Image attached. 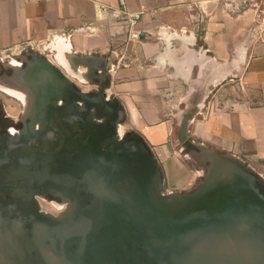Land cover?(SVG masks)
<instances>
[{
	"label": "water",
	"instance_id": "obj_1",
	"mask_svg": "<svg viewBox=\"0 0 264 264\" xmlns=\"http://www.w3.org/2000/svg\"><path fill=\"white\" fill-rule=\"evenodd\" d=\"M184 48L180 72L190 90L176 115L178 137L201 179L193 191L171 192L146 139L123 134L121 103L105 90L78 89L35 53L32 71L12 85L33 122L0 137V264H264V176L188 139L210 93L201 86L219 73L210 56L194 61L199 47ZM79 67L63 68L80 80L99 70ZM47 197L64 211L43 212Z\"/></svg>",
	"mask_w": 264,
	"mask_h": 264
},
{
	"label": "crops",
	"instance_id": "obj_2",
	"mask_svg": "<svg viewBox=\"0 0 264 264\" xmlns=\"http://www.w3.org/2000/svg\"><path fill=\"white\" fill-rule=\"evenodd\" d=\"M255 20L252 9H233L227 0H0V61L22 45L49 48L57 39L66 67L72 63L70 46L80 55L112 56L106 93L126 113L123 130L137 132L154 149L166 192L192 191L200 173L180 157L173 140L177 114L169 113L181 109L185 97L174 104L168 100L190 90L180 72L184 47H199L190 54L194 61L200 56L207 61L204 55L212 53L223 75L234 53L244 90L228 98L225 89H217L191 123L188 139L237 155L264 176V37L254 36ZM128 29L139 36L144 56L157 62L121 67L114 55L121 62L127 54L115 48L106 53ZM168 61L174 69L167 68ZM201 87L211 92L209 84Z\"/></svg>",
	"mask_w": 264,
	"mask_h": 264
},
{
	"label": "rangeland",
	"instance_id": "obj_3",
	"mask_svg": "<svg viewBox=\"0 0 264 264\" xmlns=\"http://www.w3.org/2000/svg\"><path fill=\"white\" fill-rule=\"evenodd\" d=\"M230 4H231V8L234 9L235 8H239V9H245V8H249L252 9L255 12V24L254 26L257 27L258 31L255 34L259 33V36L262 38L264 37V0H227ZM124 37V38H123ZM126 38V39H125ZM60 39H57L56 41L52 42L48 48L50 49H45L46 47H39L38 45H33V46H29L27 44L22 45L21 47L14 49L13 51L9 52L10 57H7L4 59V61L6 62L9 58H16L17 55H22L24 52V49H28V50H32L36 53H40L42 54L44 57H46L47 59H49L50 61H52L56 67L58 69H60L62 72L68 74L69 77L72 78L74 84L76 85V87L82 91H85L87 93H94L97 91H101L104 90L105 85L99 83V82H87L85 80H80L78 78H74L72 76L69 75V73L66 72V70L63 68V65L60 63L59 61V51H58V47L60 46ZM63 43V42H62ZM113 48H115L114 50L116 52H119V54H127V56L124 58L123 61H119L118 57L114 55V59L117 61V65L124 67L125 64H129V65H142L144 63H147L148 65H153L154 62L156 61V57L155 56H147L145 57L143 52H142V46L139 40V36L138 37H134L133 35H131L130 29H128V31H126L123 35H122V40H120V42L114 46H110V48L106 51L107 54H113ZM53 51V52H52ZM131 54V55H129ZM57 55V58H56ZM212 53H208V55L206 56H210L212 57ZM214 57V56H213ZM212 57V58H213ZM236 55L234 53H232L231 59L232 60H228L226 62V75H223L224 71L222 69V65L220 67L219 62L216 61L217 64V73L221 74L222 76H219L217 78H214V82H212V88H211V92L206 96L205 100L206 102L209 101V99H211L213 97V94L217 91V89L222 88L226 90V94L228 98H235L237 97V95L240 96L241 93H244L242 87H241V79H240V74L239 71L236 74V71L234 69V60H235ZM13 59L12 62H14ZM21 65L20 63H16V66ZM221 68V71L219 70ZM83 71H85V69L83 68ZM4 73V67H3V62L0 61V74ZM185 85H187L184 82ZM184 85V87H186ZM104 86V87H103ZM17 89L13 90V89ZM8 87L5 89V91L7 92H3L0 90V101H2L5 106L8 109L9 114L11 115H15L17 108L20 111V108L24 110L25 112V108H26V102H25V95L22 91H20L19 88L15 87ZM106 92V90H105ZM183 94V97H186V91L185 93H180L179 95H168V100L171 103H175L176 101H178L179 97ZM21 103H23L24 107H21ZM178 105V104H177ZM178 106H181V110L186 108L185 103L179 104ZM180 109V108H179ZM180 111L178 110V108H172L170 109L169 113H172L174 116L176 114H178ZM175 133H174V144L177 145L178 149H181L183 145L179 144V137H178V133H179V129L180 126L178 125V121L176 122V128H175ZM122 132L124 135H128L127 132H125V130H123L122 128ZM186 152H182V154L180 155V157L183 158V160H185L187 163H189L193 168H198V170H200V167L193 165L191 163V161L185 157ZM201 179V177H200ZM199 179V180H200ZM199 184V181L196 185V187L194 189L197 188ZM193 189V190H194ZM192 190V191H193ZM166 191V190H165ZM40 204H41V210L43 212L46 213H50L52 215H59L60 213H62L64 211V205L60 202V200L58 199H53L51 197H47L45 199H39Z\"/></svg>",
	"mask_w": 264,
	"mask_h": 264
},
{
	"label": "flooded vegetation",
	"instance_id": "obj_4",
	"mask_svg": "<svg viewBox=\"0 0 264 264\" xmlns=\"http://www.w3.org/2000/svg\"><path fill=\"white\" fill-rule=\"evenodd\" d=\"M47 45H46V48ZM50 50V49H48ZM23 54L22 55H17L16 58H9L6 62H3V67H4V73L0 74V90L3 92H6L5 89L10 87L9 82L6 80V78H13L16 75V72L18 70V66H16V63H18L17 61L12 62L13 59H17L20 62H22V66L24 67V69H26L29 66V63L32 62L34 60V56L35 53L32 50H28V49H24L23 50ZM30 54V55H29ZM34 55V56H33ZM95 55V54H94ZM102 57H104V63H103V67L102 69L96 70L94 73V76H92L90 81L87 82H99L102 85L104 84V90L107 89L108 85L110 84V78H109V66H112L113 61L111 59L112 56L110 55H100ZM10 57V56H9ZM167 68H173L174 66L172 61H168L165 62ZM15 66V67H14ZM87 75H84V79L87 78ZM86 81V80H85ZM212 83L209 84V89L212 88ZM7 93V92H6ZM21 107H24L23 103H21ZM33 121L31 119L30 116H27L24 112L23 109L20 108V111L17 108L16 114L15 115H11L8 112L7 107L5 106V104L0 101V137H17L19 135L20 132H22L26 126H28L29 124H31Z\"/></svg>",
	"mask_w": 264,
	"mask_h": 264
},
{
	"label": "bare ground",
	"instance_id": "obj_5",
	"mask_svg": "<svg viewBox=\"0 0 264 264\" xmlns=\"http://www.w3.org/2000/svg\"><path fill=\"white\" fill-rule=\"evenodd\" d=\"M70 50L72 52V58H71L72 63H71V66L70 67L63 66L66 69H68L69 71H72V72H75L76 71V72H78V69L80 68L79 67L80 65H82V67L84 66L86 69H89L91 72L92 71H95L96 69H102L103 63H104V60H105L102 56L88 54V55H85V56L80 57V56H78V55L75 54V52L73 51V49H72L71 46H70ZM56 58H57V55H56ZM36 60H37V56L35 55L34 56V60L29 63V66L26 69H24V67L22 65H19L18 70L16 72V75H15L14 79L13 78H6V80L9 82V84H11L10 87H12V85H14L15 83H19L20 79L24 75H26L28 72L32 71L31 68L35 64V61ZM14 61L15 62L17 61L18 63H21L22 64V62H20L17 59L14 60ZM78 76L81 79L84 78L83 75L81 76V75L78 74ZM87 78L88 79L89 78H92V76L90 75V77L88 76Z\"/></svg>",
	"mask_w": 264,
	"mask_h": 264
}]
</instances>
